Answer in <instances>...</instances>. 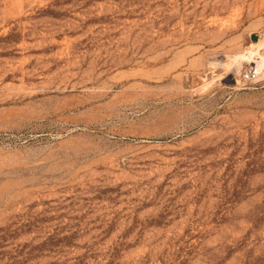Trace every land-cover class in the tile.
Wrapping results in <instances>:
<instances>
[{"label": "rangeland", "instance_id": "1", "mask_svg": "<svg viewBox=\"0 0 264 264\" xmlns=\"http://www.w3.org/2000/svg\"><path fill=\"white\" fill-rule=\"evenodd\" d=\"M0 264H264V0H0Z\"/></svg>", "mask_w": 264, "mask_h": 264}, {"label": "built area", "instance_id": "2", "mask_svg": "<svg viewBox=\"0 0 264 264\" xmlns=\"http://www.w3.org/2000/svg\"><path fill=\"white\" fill-rule=\"evenodd\" d=\"M251 74V73H250ZM252 74H255V72H253Z\"/></svg>", "mask_w": 264, "mask_h": 264}]
</instances>
